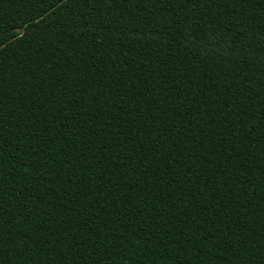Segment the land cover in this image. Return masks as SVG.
Listing matches in <instances>:
<instances>
[{"label": "trees", "instance_id": "16d2710c", "mask_svg": "<svg viewBox=\"0 0 264 264\" xmlns=\"http://www.w3.org/2000/svg\"><path fill=\"white\" fill-rule=\"evenodd\" d=\"M0 264H264V0H0Z\"/></svg>", "mask_w": 264, "mask_h": 264}]
</instances>
